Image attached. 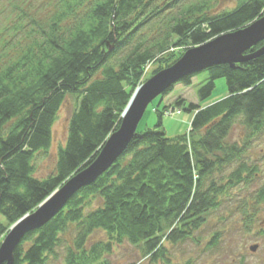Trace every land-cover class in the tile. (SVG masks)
I'll return each mask as SVG.
<instances>
[{"label":"trees","instance_id":"16d2710c","mask_svg":"<svg viewBox=\"0 0 264 264\" xmlns=\"http://www.w3.org/2000/svg\"><path fill=\"white\" fill-rule=\"evenodd\" d=\"M221 3L0 0V239L96 160L148 66L155 67L153 77L186 51L264 15V0H238L223 10ZM263 46L248 50L249 58L235 68L203 71L208 78L197 92L199 103H175L192 114L189 133L167 138L158 112L154 129L136 134L108 171L75 193L47 225L24 236L14 264H113L109 257L124 243L155 264L168 244L191 240L229 190L257 172L244 158L251 142L264 137ZM199 74L183 78L162 98L177 85L190 87ZM219 79L226 81L227 96L201 107ZM67 97L76 107L65 146L55 173L37 178L34 163L48 155ZM237 126L244 138L230 142ZM257 195L264 201V187ZM98 231L106 239L92 241Z\"/></svg>","mask_w":264,"mask_h":264},{"label":"rangeland","instance_id":"374dc122","mask_svg":"<svg viewBox=\"0 0 264 264\" xmlns=\"http://www.w3.org/2000/svg\"><path fill=\"white\" fill-rule=\"evenodd\" d=\"M237 3L238 0H222L219 9H233ZM185 53L180 55V59ZM146 70L142 80L143 84L152 78L151 74L155 67L148 66ZM207 78L206 72L200 73L190 87L177 85L169 96L167 95L165 98L160 96L155 99L148 106L137 126V134L154 129L159 122L158 112L162 111L164 115L161 126L167 138L175 139L187 135L190 131L192 114L180 111L175 107V103L179 98H182L188 103L198 104L197 92ZM226 96V81L219 79L212 96L205 102H201V107L221 101ZM75 107L74 98L67 97L53 125L52 145L48 155L46 157L39 156L34 163L37 178H47L55 173L58 151L65 146L68 136V119ZM244 134L242 128L235 127L230 142L241 141ZM244 163L257 168L256 174L254 173L255 175L253 174L247 181L248 184L240 183L230 189L228 195L222 198L221 206L207 218L206 225L199 229L191 240L177 245L168 244L164 258L155 264H264V201L260 198L257 199V194L264 187V137H259L251 142ZM237 165L238 163L227 169L225 175L228 176ZM22 219L20 220L22 221ZM6 236L0 239V247ZM105 239V234L99 231L91 238L92 241L100 242ZM253 246L258 247L256 252L250 250ZM109 260L113 264H148L147 260H143L137 248L126 243L116 246ZM56 264H60V262Z\"/></svg>","mask_w":264,"mask_h":264},{"label":"water","instance_id":"95a60500","mask_svg":"<svg viewBox=\"0 0 264 264\" xmlns=\"http://www.w3.org/2000/svg\"><path fill=\"white\" fill-rule=\"evenodd\" d=\"M264 42V15L249 26L221 36L197 48H192L176 63L154 75L132 97L119 129L106 141L96 160L67 181L61 190H56L41 205L36 213L25 216L12 226L0 247V264H14V251L24 236L47 225L80 189L92 184L102 176L128 149L137 134L148 106L183 78L201 73L213 66L229 65L235 68L249 57L245 53ZM264 53V46L262 51ZM257 246L250 248L256 252Z\"/></svg>","mask_w":264,"mask_h":264},{"label":"bare ground","instance_id":"6f19581e","mask_svg":"<svg viewBox=\"0 0 264 264\" xmlns=\"http://www.w3.org/2000/svg\"><path fill=\"white\" fill-rule=\"evenodd\" d=\"M141 86H142V85H141ZM141 86H140V87H141ZM140 87H139V88H140ZM139 88H138V89H139ZM136 91H137V90H136ZM180 111H182V110H180Z\"/></svg>","mask_w":264,"mask_h":264}]
</instances>
